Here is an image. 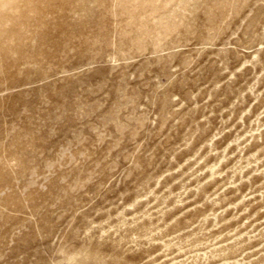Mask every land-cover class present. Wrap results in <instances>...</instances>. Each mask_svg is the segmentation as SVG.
I'll list each match as a JSON object with an SVG mask.
<instances>
[{
	"label": "rangeland",
	"instance_id": "obj_1",
	"mask_svg": "<svg viewBox=\"0 0 264 264\" xmlns=\"http://www.w3.org/2000/svg\"><path fill=\"white\" fill-rule=\"evenodd\" d=\"M0 264H264V0H0Z\"/></svg>",
	"mask_w": 264,
	"mask_h": 264
}]
</instances>
